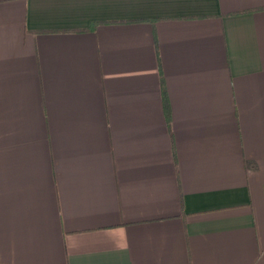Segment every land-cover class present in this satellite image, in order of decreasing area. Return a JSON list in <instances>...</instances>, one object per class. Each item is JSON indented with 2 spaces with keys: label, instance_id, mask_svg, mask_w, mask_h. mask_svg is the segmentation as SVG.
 <instances>
[{
  "label": "crops",
  "instance_id": "crops-1",
  "mask_svg": "<svg viewBox=\"0 0 264 264\" xmlns=\"http://www.w3.org/2000/svg\"><path fill=\"white\" fill-rule=\"evenodd\" d=\"M0 264H264V0H0Z\"/></svg>",
  "mask_w": 264,
  "mask_h": 264
},
{
  "label": "trees",
  "instance_id": "trees-1",
  "mask_svg": "<svg viewBox=\"0 0 264 264\" xmlns=\"http://www.w3.org/2000/svg\"><path fill=\"white\" fill-rule=\"evenodd\" d=\"M166 111H167V113L169 115V107H168V103L167 102H166Z\"/></svg>",
  "mask_w": 264,
  "mask_h": 264
}]
</instances>
